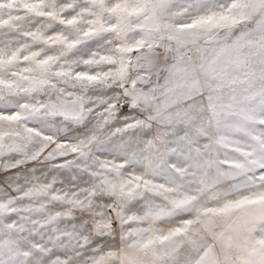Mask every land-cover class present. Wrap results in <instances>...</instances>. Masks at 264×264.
<instances>
[{"label":"snow or ice","instance_id":"snow-or-ice-1","mask_svg":"<svg viewBox=\"0 0 264 264\" xmlns=\"http://www.w3.org/2000/svg\"><path fill=\"white\" fill-rule=\"evenodd\" d=\"M0 264H264V0H0Z\"/></svg>","mask_w":264,"mask_h":264}]
</instances>
